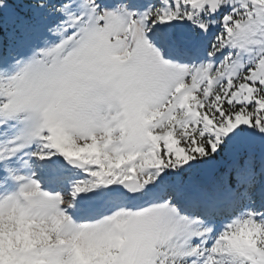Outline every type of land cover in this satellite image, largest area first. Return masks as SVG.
<instances>
[{"label": "snow or ice", "instance_id": "obj_1", "mask_svg": "<svg viewBox=\"0 0 264 264\" xmlns=\"http://www.w3.org/2000/svg\"><path fill=\"white\" fill-rule=\"evenodd\" d=\"M0 201V264H264V0H0Z\"/></svg>", "mask_w": 264, "mask_h": 264}, {"label": "clouds", "instance_id": "obj_2", "mask_svg": "<svg viewBox=\"0 0 264 264\" xmlns=\"http://www.w3.org/2000/svg\"><path fill=\"white\" fill-rule=\"evenodd\" d=\"M21 202L23 203V199H21ZM64 206L70 207L71 205L67 200H65ZM0 216L3 217L6 225L8 223L9 216H13L12 229L14 231L19 229L21 238H24L25 226L27 224L34 223L36 225H41L42 227L46 228L52 234L53 242H55V232L60 227V225L57 224L49 214H47L43 209L38 207L29 209L23 220H21L18 211L14 212V209L10 205L4 204L3 201H0ZM17 220H21V223H19L18 225L16 224ZM5 231L7 232V228L5 229ZM4 241L5 245L7 246L10 242L7 235H5ZM15 241L16 237H12L11 243H15Z\"/></svg>", "mask_w": 264, "mask_h": 264}, {"label": "rangeland", "instance_id": "obj_3", "mask_svg": "<svg viewBox=\"0 0 264 264\" xmlns=\"http://www.w3.org/2000/svg\"><path fill=\"white\" fill-rule=\"evenodd\" d=\"M44 167L46 168L47 166ZM38 182L40 183L41 192L48 193L49 195H56L57 193L66 192L68 187L66 182L61 183V182L53 181L52 178L46 172L40 173V180ZM49 183L54 184V191L51 192L48 191L47 186L49 185ZM75 210H78V217H79L77 221H74L75 223H80L82 222V220L87 218L88 209L84 202H80L79 205L76 204ZM74 222L72 221V225H76ZM72 225L66 226V230L68 227H71Z\"/></svg>", "mask_w": 264, "mask_h": 264}]
</instances>
